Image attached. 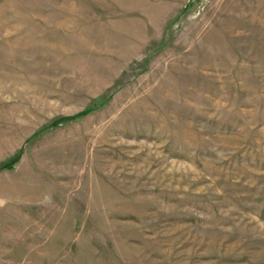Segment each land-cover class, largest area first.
Instances as JSON below:
<instances>
[{"label": "rangeland", "instance_id": "1", "mask_svg": "<svg viewBox=\"0 0 264 264\" xmlns=\"http://www.w3.org/2000/svg\"><path fill=\"white\" fill-rule=\"evenodd\" d=\"M0 264H264V0H0Z\"/></svg>", "mask_w": 264, "mask_h": 264}]
</instances>
